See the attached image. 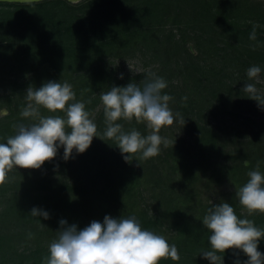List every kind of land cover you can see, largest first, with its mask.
<instances>
[{
	"label": "trees",
	"instance_id": "trees-1",
	"mask_svg": "<svg viewBox=\"0 0 264 264\" xmlns=\"http://www.w3.org/2000/svg\"><path fill=\"white\" fill-rule=\"evenodd\" d=\"M38 8L44 18L27 14ZM253 23L260 25L257 41L249 39ZM169 25L177 40L173 30L166 31ZM133 52L148 53L166 68L156 75L167 81L164 91L174 98L169 102L173 113L185 118L184 125L176 122L186 138L171 139L173 147L162 145L154 158L137 154L127 162L116 142L103 136V109L94 114L102 93L127 85L108 60ZM253 65L261 67L264 81V8L248 0H86L74 7L63 0L0 3V111L8 113L0 118V143L15 134L14 124L32 122L20 115L26 90L48 81L72 85L99 133L82 154L73 150L64 160L60 147L40 169L8 174L0 186V264H41L61 219L82 229L93 220L102 223L105 215H134L142 229L164 236L179 250V261L160 264H209L199 254L210 250L211 233L202 220L213 204L228 202L239 218L264 229V214L248 216L236 196L249 171L259 165L264 174V128L236 115L243 110L264 117V106L248 97L240 81ZM41 114L52 115L44 109ZM211 117L243 120L257 130L230 139L227 129L210 125ZM119 122L125 131L148 134L144 124ZM223 184L232 189L218 201L201 199L205 189ZM33 207L50 218L33 217ZM258 250L264 253V239ZM237 256L241 264L247 260L239 250L236 255L226 250L223 264H233Z\"/></svg>",
	"mask_w": 264,
	"mask_h": 264
},
{
	"label": "clouds",
	"instance_id": "clouds-1",
	"mask_svg": "<svg viewBox=\"0 0 264 264\" xmlns=\"http://www.w3.org/2000/svg\"><path fill=\"white\" fill-rule=\"evenodd\" d=\"M36 2L38 0H24L23 3ZM259 27L253 23L251 41H257ZM258 46L259 43L254 44L253 50ZM261 71L257 65L249 67L248 79L259 83ZM119 78L123 79V74ZM256 83L244 84L243 91L259 106H264V94ZM167 86L163 77L149 72L142 84L129 82L126 86H112L100 95L106 125L103 136L116 142L125 161L131 162L137 154L144 160L154 158L160 155L162 145L173 147L175 141L161 136L160 131L172 126L177 118L184 125L185 118L169 107L174 98L165 93ZM25 98L27 104L20 115L32 122L14 124L15 134L0 143V186L8 182V174L13 169H40L57 156L60 147H63V159L68 160L73 150L84 153L99 135L85 102L76 99L70 83L48 81L38 89L28 87ZM182 99L186 101L187 97ZM41 109L52 115H42ZM133 120L144 124L149 134L142 135L136 128L125 131L119 122ZM247 176V182L236 192L239 205L248 216L264 214V174L257 165ZM30 214L44 220L50 218L47 211L36 207ZM38 223L46 227L40 219ZM202 224L211 233L210 250H201L199 255L209 264H223L226 250H233L234 255L236 250L242 252L247 257L243 264H264V253L258 250L264 229L257 227L252 219L239 218L230 203L213 204ZM59 225L58 237L49 244L48 255L42 258L41 264H160L161 260H180L175 244H169L162 235L142 229L134 215L128 218L105 215L102 223L93 220L82 229L64 219ZM233 264H241L238 256Z\"/></svg>",
	"mask_w": 264,
	"mask_h": 264
},
{
	"label": "rangeland",
	"instance_id": "rangeland-1",
	"mask_svg": "<svg viewBox=\"0 0 264 264\" xmlns=\"http://www.w3.org/2000/svg\"><path fill=\"white\" fill-rule=\"evenodd\" d=\"M86 0H80L77 3H70L68 2L69 6H76L77 4L84 2ZM250 3H254L261 6V9L264 8V0H248ZM38 9H34V10H27V14L28 15H36L39 16L41 18H44L45 15L42 13L37 12ZM37 21V20H36ZM166 31H170L173 30V33L176 35V40L179 38L178 32L176 31V29L172 28L170 25L165 27ZM190 37L193 36V33H191L189 35ZM189 48L192 50V47L189 46ZM194 53V52H193ZM145 54V53H144ZM142 54L140 53H130L129 56H125L122 59H115V58H110L108 60V64H109V68L110 70H112V72L115 74V76L121 81L124 82V84H128L129 82H134L137 84H140L141 82H143L145 80V78L147 77L149 72H154L155 74H158L160 71H165L166 68H163L164 65H161V61L156 60L155 58H153L152 60V56H150L148 53H146L145 55L141 56ZM199 65H203L205 64V62L199 61L198 62ZM172 67V65H171ZM170 67V68H171ZM169 67H167L168 69ZM121 74H123V79L119 78L121 76ZM241 82L246 83H256L255 81H250L247 77V73L245 75V78L243 80H240ZM174 84H177V81H174ZM179 86V85H178ZM256 87L258 89H260L261 93L264 94V81L260 78V82L256 83ZM103 109V105L102 103L98 106V108L95 111V114H98L101 110ZM2 111H6V110H2ZM0 111V118L7 115L8 113L4 114V112ZM7 112V111H6ZM243 115L244 118H249L251 117L250 120H253L254 122L257 123V125L261 126L262 128H264V117H259L258 119L255 117L253 118L252 116H249L248 114H245V112L239 111L236 112V115ZM236 120V119H235ZM208 121H210V125L211 126H222L224 129H227L228 131L225 132H229V137L228 138H232L234 136L235 133H242L244 134H248L247 132H256L257 130V126L254 124H249L243 120H238V121H234L233 118H208ZM223 123V124H222ZM226 123V124H224ZM148 130V129H147ZM148 130V134H149ZM160 135L163 137L168 138L169 140L171 139H185L186 136L180 131L178 130L177 127V122L175 121L174 124L172 126L169 127H165L162 128L160 131ZM249 164H246V166H248ZM19 169H16L14 171H17ZM232 189V187L229 184H223L221 186L218 185H211V187L209 189H205V192H203V195H201V199L204 201L210 200L211 202H215L219 200V195L223 194V193H227L230 192ZM145 196H148L147 194L144 193ZM149 204V203H148Z\"/></svg>",
	"mask_w": 264,
	"mask_h": 264
},
{
	"label": "water",
	"instance_id": "water-1",
	"mask_svg": "<svg viewBox=\"0 0 264 264\" xmlns=\"http://www.w3.org/2000/svg\"><path fill=\"white\" fill-rule=\"evenodd\" d=\"M43 1H46V0H38V2L36 3H39V2H43ZM69 2V0H66ZM80 0H78L79 2ZM24 0H0V3H7V4H27V3H23ZM77 3V2H76ZM4 112V114H6L7 112L6 111H2ZM248 164V163H246Z\"/></svg>",
	"mask_w": 264,
	"mask_h": 264
},
{
	"label": "flooded vegetation",
	"instance_id": "flooded-vegetation-1",
	"mask_svg": "<svg viewBox=\"0 0 264 264\" xmlns=\"http://www.w3.org/2000/svg\"><path fill=\"white\" fill-rule=\"evenodd\" d=\"M63 1H66V0H63ZM66 2H68V1H66Z\"/></svg>",
	"mask_w": 264,
	"mask_h": 264
}]
</instances>
